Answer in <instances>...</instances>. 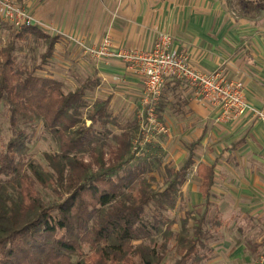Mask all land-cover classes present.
Wrapping results in <instances>:
<instances>
[{"label": "trees", "instance_id": "16d2710c", "mask_svg": "<svg viewBox=\"0 0 264 264\" xmlns=\"http://www.w3.org/2000/svg\"><path fill=\"white\" fill-rule=\"evenodd\" d=\"M226 1L239 17L264 15V0ZM32 34L46 43L41 68L57 38L37 26H12L0 49V105L8 106L12 132L0 144V264H165V253L155 247L159 236L174 234L168 214L194 165L195 145L181 167H166V185L155 187L146 175L151 163L145 159L141 166L134 149L136 132H115L109 99L88 98L98 85L95 77L68 90L60 79L18 61V41ZM39 120L57 146L44 153L46 165L28 155L25 125ZM197 172L205 208L183 220L171 264H202L213 253L206 225L215 164L200 163ZM42 189L55 197L47 199Z\"/></svg>", "mask_w": 264, "mask_h": 264}, {"label": "crops", "instance_id": "0c3cea01", "mask_svg": "<svg viewBox=\"0 0 264 264\" xmlns=\"http://www.w3.org/2000/svg\"><path fill=\"white\" fill-rule=\"evenodd\" d=\"M15 1L34 16L37 27L57 38L51 57L40 68L42 74L57 77L68 90L95 77L98 85L88 91V97L92 101L109 99L115 132L132 130L130 125L137 123L144 109L145 77L120 59L86 55L70 37L94 45L110 35L117 49L151 51L158 34L168 32L171 50L188 54L202 71L220 68L228 79H241L249 102L264 109V16L255 20L239 17L226 0ZM157 114L169 126L165 136L168 146L183 151L182 163L174 167L184 164L195 145L189 174L193 167L197 172L200 163L215 164L212 206L220 209L229 200L233 211L261 221L263 121L251 111L236 120H223L219 106L203 100L195 87L175 78L166 79ZM197 176V193L205 205L200 190L203 179L198 172Z\"/></svg>", "mask_w": 264, "mask_h": 264}, {"label": "rangeland", "instance_id": "374dc122", "mask_svg": "<svg viewBox=\"0 0 264 264\" xmlns=\"http://www.w3.org/2000/svg\"><path fill=\"white\" fill-rule=\"evenodd\" d=\"M11 31L12 26L9 23L0 21V49L8 42ZM30 37L33 40H30ZM18 43L22 47L21 50L15 52L18 61L29 69L37 68L36 73L42 74L38 67L42 62V54L46 50L45 41L32 34L23 40H19ZM90 100L92 101V99ZM142 115L143 112H140V116H137V123L130 125L132 131L136 132L134 149H136L140 159H143L141 166L144 167L145 164L151 163V170L146 175L151 178L155 187L162 188L168 179L166 167L180 165L183 160V151L181 149L174 150V147L168 146L169 138L167 139L165 136L170 132L169 126L162 121L161 123L167 129L165 132L156 130L146 132L143 130L145 121ZM109 126L113 130H117L115 125ZM25 127L30 133L28 155L46 165L44 153L57 149L52 134L40 120L27 124ZM11 134L8 106L6 103H2L0 105V144L7 142ZM175 142L177 143V141ZM145 159H147V163L144 161ZM197 177V172L193 167L188 175V181L181 187L176 207L168 214L173 221V236L168 240L161 236L158 238L155 248L159 254L165 253L164 260H162L165 264H171L178 256L177 233L182 228L183 220L200 215L205 208L203 198L197 193ZM42 192L47 199L55 197L53 193L45 189H42ZM227 201L223 205L220 204V209L216 205L210 208L206 227L211 235L209 245L213 248V253L211 258L202 264H257L264 253V218L258 221L250 215L243 216L239 211H233L234 204L229 200ZM193 224L194 220L190 218L189 227ZM84 249L88 252L89 246L86 245Z\"/></svg>", "mask_w": 264, "mask_h": 264}, {"label": "built area", "instance_id": "2783aa9c", "mask_svg": "<svg viewBox=\"0 0 264 264\" xmlns=\"http://www.w3.org/2000/svg\"><path fill=\"white\" fill-rule=\"evenodd\" d=\"M0 21L21 30L36 26L34 16L15 0H0ZM83 52L99 60L120 59L144 79L143 130L165 132L158 119L157 104L166 79L185 81L198 90L201 98L221 108L223 120H236L247 112H253L264 123V109L255 108L246 97V86L241 79H228L223 69L205 72L195 67L186 53L171 50L172 35L160 32L154 48L144 51L134 48H115L112 37L104 36L100 43L89 45L83 39L70 37ZM257 264H264V253Z\"/></svg>", "mask_w": 264, "mask_h": 264}, {"label": "water", "instance_id": "95a60500", "mask_svg": "<svg viewBox=\"0 0 264 264\" xmlns=\"http://www.w3.org/2000/svg\"><path fill=\"white\" fill-rule=\"evenodd\" d=\"M262 16H264V15H262Z\"/></svg>", "mask_w": 264, "mask_h": 264}]
</instances>
